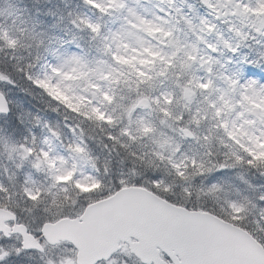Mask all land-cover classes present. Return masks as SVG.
<instances>
[{
	"label": "snow or ice",
	"instance_id": "obj_1",
	"mask_svg": "<svg viewBox=\"0 0 264 264\" xmlns=\"http://www.w3.org/2000/svg\"><path fill=\"white\" fill-rule=\"evenodd\" d=\"M85 4L95 15L69 13L71 40L60 39L80 51L52 50L55 62L41 71L39 54L13 66L81 120L65 126L72 134L65 143L58 123L21 112L29 134L0 137L13 165L0 175V264H18L26 252L45 264H110L118 248L137 264H264V186L246 175L264 176V51L256 58L244 51L249 41L264 44V0H199L203 12L189 0H161L151 15L139 0ZM110 18L119 25L108 27ZM29 41L39 48L45 35L15 19L0 24V52ZM0 83L17 82L4 69ZM12 104L0 89V118L15 124ZM39 126L45 134L33 130ZM90 129L105 148L174 180L141 183L133 167L108 188L86 171H99ZM200 177L209 183L197 184ZM52 249L61 255L53 259Z\"/></svg>",
	"mask_w": 264,
	"mask_h": 264
},
{
	"label": "clouds",
	"instance_id": "obj_2",
	"mask_svg": "<svg viewBox=\"0 0 264 264\" xmlns=\"http://www.w3.org/2000/svg\"><path fill=\"white\" fill-rule=\"evenodd\" d=\"M7 0H0V7H4ZM13 2L18 5L21 9H26L28 13L37 17H44V19H55V13H53L52 17H45L43 13L44 4L42 0H13ZM77 3L80 4V7L87 9L89 12L94 13V10L88 8L87 5L83 4L81 0H76ZM197 4L199 5L201 11H205L200 4L199 0H196ZM51 8V5H49ZM47 26V25H45ZM66 41H70L71 39L67 38ZM251 47H245L244 51L247 52L251 58H256L259 56L261 51H264V44L257 43L255 41H249ZM65 48L68 51H80L77 49L75 45L71 43H66ZM2 59V57H0ZM9 67H12L11 62H8ZM250 74L260 76L261 73L259 70L252 66L250 68ZM14 79L16 80L15 86H8L0 83V89L5 90L9 94V99L13 101L12 104V112L16 117L15 124L7 118L3 117L0 118V137H11L16 140H21L25 135H28V129L32 127L31 124L28 123H21L19 120V114L21 112L31 111L33 115H39L42 120L44 121H51L53 124L58 123L61 128L64 129L65 137L64 141L67 143L70 139H72L71 132L65 127L66 125H76L80 122L81 118L77 116L72 110L68 109L65 105L55 101L53 98L48 96L46 92L42 89L31 85L22 74L18 72H13ZM24 89H28L27 92ZM29 98L32 100V105L29 106H22L18 102L22 99ZM58 109V111L56 110ZM84 127L89 129L90 126L87 123H84ZM43 127H35L33 128L34 131L38 132L39 134H45L42 132ZM89 140L88 144L93 152V154L99 157L98 160V167L99 171H94L90 167L86 169V171L92 173L93 175L99 176L103 179L106 185L111 184L117 181L121 174L127 175L128 172L126 169L136 167L142 175H138L134 177V179L140 181L141 183L147 179H150L154 176L159 175L161 178L169 181L170 177L165 175L162 171L157 172L155 169H143L140 168L138 162L134 163L130 157H126L129 161L127 164L124 165V171H121L119 166L115 164L116 159L118 158V153L115 149L109 150L108 148L104 147V142L100 139L101 133H94L93 131L88 132ZM95 137L92 139L91 137ZM119 155H125L123 151L119 153ZM109 160L111 162V169L109 172H104V161ZM7 165L11 168V163L7 158V155L3 152L2 146H0V175L3 174L4 166ZM250 179L261 186H264V176H261L258 172L252 171L250 173ZM197 184H204L207 185L209 183V179L206 177H200L196 180ZM243 187V186H242ZM211 206V205H209Z\"/></svg>",
	"mask_w": 264,
	"mask_h": 264
},
{
	"label": "trees",
	"instance_id": "obj_3",
	"mask_svg": "<svg viewBox=\"0 0 264 264\" xmlns=\"http://www.w3.org/2000/svg\"><path fill=\"white\" fill-rule=\"evenodd\" d=\"M44 4L43 13L45 17H52L53 13H55V19H44V17H37L31 15L27 12L26 9H21L18 5H16L13 0H7L4 7H0V24L5 26H12L13 20L15 19L16 27H31L32 25L36 26V31L41 32L45 35V45L37 48L35 44H31L30 47H23L19 50L13 52L12 50L5 49L3 52H0V70L6 69L9 72H14V65L17 63L22 65H27L29 62H35V57L37 54L41 56V60L38 64H36V71H41L43 66L46 65L52 58V50L61 48L60 39L65 40L66 37L71 39L73 34V26L69 22V13L80 12L82 14H87L85 8L80 7V4L76 2V0H42ZM84 4V1L81 0ZM51 5V8L49 7ZM11 13V15H10ZM91 15L94 16L95 13L91 12ZM61 17H64L61 20ZM113 18H110L107 21L109 26L110 22ZM47 25V26H45ZM83 37L80 41L81 44L84 45V49L89 52L90 55H96V49L93 46L89 45L87 33H80ZM59 38V39H55ZM65 46V44L63 45ZM22 57L23 59H18ZM8 62H11L12 67H9ZM22 106L32 105V100L29 98H25L21 100ZM28 112V111H26ZM90 131H92L90 129ZM94 133H99V130L96 129L93 131ZM126 155H119L115 161V164L120 167L121 170L124 169V165L129 161L126 158ZM132 168L126 169L129 171ZM163 172V171H162ZM164 173V172H163ZM248 178L250 179V173H246ZM169 182L174 180V177L169 176ZM108 188H111V184L106 185ZM182 188L177 185L175 189V196L177 198L182 197ZM207 203L208 206L212 205V201H204L202 200L201 204ZM26 215V214H25ZM123 254V253H122ZM121 254V255H122ZM21 257H29L32 256L31 261H18V264H45V257H42L38 253L26 252L20 255Z\"/></svg>",
	"mask_w": 264,
	"mask_h": 264
},
{
	"label": "rangeland",
	"instance_id": "obj_4",
	"mask_svg": "<svg viewBox=\"0 0 264 264\" xmlns=\"http://www.w3.org/2000/svg\"><path fill=\"white\" fill-rule=\"evenodd\" d=\"M83 1H84V4H85V0H83ZM130 2L133 3V4H135V0H130ZM160 2H161V0H139V4L138 5H135V6H137L140 11L145 12L146 15H151L152 11H155L156 10V5L157 4H160ZM177 2L179 3V0H177ZM189 2L192 3V4L197 5V8L200 9V7L197 4L196 0H189ZM162 6L167 7L166 4L165 5H162ZM86 11L88 13V16H92L91 15V12H89L87 9H86ZM200 11H201V9H200ZM118 25H119V21L118 20H114V18H113V20L110 22V24H109L108 27H116ZM65 49H66L65 46H62L60 48L61 51H64ZM49 62H53L54 63L55 62V57L52 56V58L50 59ZM18 103L20 105H22V102L21 101H19ZM42 132L45 133L46 130L45 129H42ZM10 163H11V167H13L11 161H10ZM121 171H123V170H121ZM127 172H129V171H127ZM3 178H5V177L4 176H0V179H3ZM232 180L236 184H240L241 183L239 181L238 177L233 176L232 177ZM111 187H112V185H111ZM199 203H202V200L199 201ZM60 255H61V253L58 250H56V249H52V250L49 251V256L52 257L53 259L58 258ZM16 259L19 260V261L24 260V261L29 262V261H31L32 256H29V257H21V256H19ZM110 264H137V259H135L134 257H132L128 252H126L123 249V254L122 255H120V254L116 255L112 260H110Z\"/></svg>",
	"mask_w": 264,
	"mask_h": 264
},
{
	"label": "water",
	"instance_id": "obj_5",
	"mask_svg": "<svg viewBox=\"0 0 264 264\" xmlns=\"http://www.w3.org/2000/svg\"><path fill=\"white\" fill-rule=\"evenodd\" d=\"M122 248H118L113 254H112V256L111 257H109V260H111V258L117 253V252H119L120 250H121ZM135 256V255H134ZM136 257V256H135ZM137 258V257H136Z\"/></svg>",
	"mask_w": 264,
	"mask_h": 264
}]
</instances>
